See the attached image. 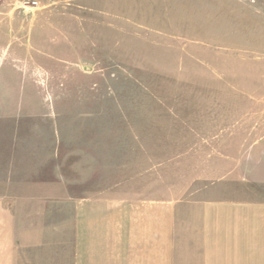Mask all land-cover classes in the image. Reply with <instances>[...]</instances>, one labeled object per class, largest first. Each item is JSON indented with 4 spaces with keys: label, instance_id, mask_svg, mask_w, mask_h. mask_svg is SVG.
Segmentation results:
<instances>
[{
    "label": "rangeland",
    "instance_id": "1",
    "mask_svg": "<svg viewBox=\"0 0 264 264\" xmlns=\"http://www.w3.org/2000/svg\"><path fill=\"white\" fill-rule=\"evenodd\" d=\"M7 3L2 140L42 165L40 200L62 191L68 170L55 169L66 150L129 142L137 157L151 140L163 151L148 166L160 165L174 192L176 164L194 161L192 131L264 132V0H41L27 16Z\"/></svg>",
    "mask_w": 264,
    "mask_h": 264
},
{
    "label": "crops",
    "instance_id": "2",
    "mask_svg": "<svg viewBox=\"0 0 264 264\" xmlns=\"http://www.w3.org/2000/svg\"><path fill=\"white\" fill-rule=\"evenodd\" d=\"M62 1L93 0H44ZM6 2L16 10L19 0ZM5 115L0 107V264H264V132L192 131L194 161L176 164L174 192L148 166L163 151L151 140L137 157L128 141L58 152L50 168L69 176L40 200L42 165L7 147Z\"/></svg>",
    "mask_w": 264,
    "mask_h": 264
},
{
    "label": "built area",
    "instance_id": "3",
    "mask_svg": "<svg viewBox=\"0 0 264 264\" xmlns=\"http://www.w3.org/2000/svg\"><path fill=\"white\" fill-rule=\"evenodd\" d=\"M18 5L23 14L27 16L28 14H34L39 9L40 2L38 0H19Z\"/></svg>",
    "mask_w": 264,
    "mask_h": 264
}]
</instances>
